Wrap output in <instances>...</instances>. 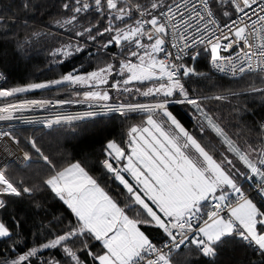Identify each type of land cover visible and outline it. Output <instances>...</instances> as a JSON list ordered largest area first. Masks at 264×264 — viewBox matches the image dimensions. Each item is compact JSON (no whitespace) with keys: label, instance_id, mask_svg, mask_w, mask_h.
Here are the masks:
<instances>
[{"label":"snow or ice","instance_id":"1","mask_svg":"<svg viewBox=\"0 0 264 264\" xmlns=\"http://www.w3.org/2000/svg\"><path fill=\"white\" fill-rule=\"evenodd\" d=\"M217 3L227 5L222 12L227 18L223 23L213 11ZM63 8L72 15L63 23L57 22L61 27L79 23L83 14L90 11L106 21L103 27L99 22L90 23L75 35L96 41L106 33L111 34L103 48L119 46L126 54V58L119 61L118 71L115 64L109 63L85 75L70 72L47 83L0 89V97L69 84L90 89L108 85L117 92H135L160 99L149 104L100 105L102 112H118L122 116L130 112L147 114L143 126L129 129L126 147L110 140L104 150L102 167L126 190L129 203L123 206L106 190L107 185L102 186L80 162L57 167L43 154L35 139L29 140L51 169L43 184L67 205L76 223L19 255L10 264H32L31 258L39 260L38 253L45 249H62L71 264H89L80 253L90 257L91 264H173V248L180 249L187 243L201 256L214 258L221 247L236 238L254 244L264 257V205L258 206L254 200L256 196L264 200V138L259 146L247 142L241 145L233 139L226 126L205 108L202 99L186 87L188 78L211 77L185 60L187 56L195 62L202 52H207L213 69L234 77L254 78L249 90L264 95V87L255 86L254 82L264 84V0H146L145 3L71 0V4L64 3ZM73 48L77 53L84 51L82 46L68 44L55 54L71 55ZM147 81L154 86L146 90L128 87L133 82L142 85ZM82 95L84 101L112 99L108 90H89ZM210 99L221 101L227 97L215 95ZM69 102L8 103L0 107V121L11 120L13 112L31 106ZM173 102L193 106L198 120L203 121L198 128L199 136L169 110ZM97 115L95 111L56 114L45 125L51 128L72 124ZM261 128L264 129V125ZM87 131L85 128L81 134ZM209 131L219 138L224 151L202 144L203 135ZM0 138H7L15 145L20 143L9 131H0ZM23 158L31 157L24 152ZM241 179L256 181L251 191L245 190ZM22 183L9 179L6 172L0 170V197H21L34 191ZM6 207V200L0 198V209ZM153 226L166 234L167 242L162 246H157L143 230ZM11 235V226L0 222V237ZM77 240L81 245L79 249L73 247ZM91 241L100 243L99 251L93 250ZM41 264H61V261L53 257Z\"/></svg>","mask_w":264,"mask_h":264},{"label":"trees","instance_id":"2","mask_svg":"<svg viewBox=\"0 0 264 264\" xmlns=\"http://www.w3.org/2000/svg\"><path fill=\"white\" fill-rule=\"evenodd\" d=\"M145 3L146 0H132V3ZM64 3L71 4V0H0V68L7 75L3 84L5 87H27L33 83H47L51 80L60 79L62 76L75 72L85 75L106 67L112 63L117 66L121 59L126 58L119 46L103 48V44L111 34H105L96 41L88 40L87 37H77L76 31L90 23L99 22L103 27L106 21H102L98 14L90 11L83 14L79 23L75 25L60 26L66 18L72 15L71 11L63 8ZM27 4V7L25 5ZM226 7V6H225ZM219 3L213 11L221 20H226L222 12L225 8ZM119 23V22H117ZM122 26V25H121ZM79 45L84 48L83 52L77 53L74 48L71 55L55 54L57 49L66 48V45ZM209 56L201 53L200 57L192 62L198 71L206 72L211 77H191L186 80V87L194 92L197 98H201L210 114L226 126L230 135L239 144L254 143L260 145L263 136L261 121L264 118V95L249 90V84L253 79L247 77L229 78L217 75L210 70ZM115 75V72L113 73ZM117 80L120 76H115ZM255 86L264 87L260 81L255 80ZM112 78H109V84ZM153 82L144 84L133 82L128 87H140L146 90L153 87ZM101 88V86H100ZM106 90L112 96L111 100L125 101H151L159 100L160 97H144L138 93L117 92L106 85ZM90 89L88 86L61 84L44 89H33L17 93L12 97H2L0 101L19 98L22 96H48V97H83V92ZM238 93L232 96L231 93ZM80 93V95H77ZM215 95L226 96L227 99L217 101L210 99ZM208 97L209 99H204ZM169 110L189 130L200 135L198 128L203 122L198 120V113L193 106L174 103ZM147 114L127 113L126 115L98 116L72 124H60L46 128L38 141V147L44 155L57 165L64 167L73 162H80L96 177L101 185H107L106 190L121 206L129 203L126 190L123 186L111 178V174L102 167L105 159V147L108 141L115 140L121 146L126 147L128 131L132 126H143ZM88 131L84 134L83 129ZM210 131L203 135L202 144L210 145L218 151H224V146L218 142ZM23 165L10 162L4 171L9 179L15 182H23L22 186L33 188L30 194L21 197H6L7 207L0 209V220L11 226L10 237H0V264L8 262L24 254L32 247H38L43 243L61 234L68 227L76 223V218L67 205L60 201L43 184V180L49 175L51 169L48 164L37 154ZM248 181L241 179L244 186ZM255 200L260 206L264 201L256 196ZM19 221V223H17ZM149 230L152 227H146ZM159 231L153 240L161 242L165 234ZM82 239V238H81ZM94 251L100 250V243L91 241ZM73 247H81L79 240ZM31 258L32 264H41L44 260L53 257L61 261V264H71L62 249H45ZM83 259L91 264V258L80 253ZM173 264H264L257 247L234 239L231 243L221 247L214 258L201 256L188 244L177 250L172 256Z\"/></svg>","mask_w":264,"mask_h":264},{"label":"built area","instance_id":"3","mask_svg":"<svg viewBox=\"0 0 264 264\" xmlns=\"http://www.w3.org/2000/svg\"><path fill=\"white\" fill-rule=\"evenodd\" d=\"M224 7L227 6L226 4L223 5ZM217 19L223 23L225 20H221L218 16ZM173 52H175V50H172ZM206 55L209 56V54L207 52H202ZM235 55V54H233ZM186 61H190L189 57H185ZM208 62H209V67L210 70L217 74V75H221V76H225V77H229V78H238L240 76H232L230 73L229 74H225V73H220L218 71H216L215 69L212 68L211 63H210V59L208 58ZM0 88L1 86L5 83L7 75L5 74V72L0 68ZM2 98V97H0ZM27 100H52L53 102H55L56 100H65V101H70L69 103H65L63 105H48L45 107H36V106H31L25 109H22L20 111H15L12 113L13 115V119L11 120H6V121H0V131H9L11 132V130L14 129H19V128H25V127H46L49 128L45 125V122L47 120L50 119H54L56 114H65V115H79V114H83L85 112H89V111H95L98 113L97 116L94 117H98V116H111V115H116L119 114L118 112H107L101 111V104H112L113 106L120 104V103H145V104H149V103H154L156 102V100H151V101H125V100H110L107 102H103V101H84L83 97H48V96H24V97H19V98H13V99H7L5 101H0V107H3L5 104L8 103H23L24 101ZM174 104L170 103V105ZM130 113H140V114H146L143 112H130ZM94 117H88L85 118L84 120H89L92 119ZM84 120H80V121H84ZM80 121H73L72 123H76V122H80ZM261 125H264V118L261 121ZM55 126V125H53ZM52 126V127H53ZM262 129V128H261ZM263 132V136H264V129H262ZM1 141H5L7 142L10 147L12 148V152L9 153V155L7 156L6 160H4V162H0V170H3L6 168V166L10 163V162H15L18 165H23L25 164L28 160H25L23 158V153L25 152L20 145H15L12 144L7 138H0V142ZM248 182H250V186L248 188H246L245 186H243L245 188V190L251 191V187L252 185L256 182L254 180H249ZM6 200V197H0ZM153 240V239H151ZM154 243L157 244V246H162L165 242H167V237L165 234L164 239L161 242H157L155 240H153ZM188 244L186 243L184 246H187ZM181 247V248H182ZM180 248V249H181ZM179 249H175L173 248L172 252H171V257L173 256V254Z\"/></svg>","mask_w":264,"mask_h":264},{"label":"rangeland","instance_id":"4","mask_svg":"<svg viewBox=\"0 0 264 264\" xmlns=\"http://www.w3.org/2000/svg\"><path fill=\"white\" fill-rule=\"evenodd\" d=\"M105 87H106V85H102L99 90H106ZM0 89H11V88L5 87L2 85ZM22 97H24V96H22ZM44 129H45V127H25V128H19V129L11 130V133L13 135H15L20 140L19 145L25 152H28L29 154H31L32 157H36L37 153L31 147L29 140L35 139L37 141V145H38V141H39L40 137L43 135ZM238 166H240L243 170L242 165L238 164ZM244 186L246 188H248L250 186V182H246V184H244ZM254 200H255V198H254ZM255 202H257L258 206H260L258 201L255 200ZM0 222H1V220H0Z\"/></svg>","mask_w":264,"mask_h":264},{"label":"bare ground","instance_id":"5","mask_svg":"<svg viewBox=\"0 0 264 264\" xmlns=\"http://www.w3.org/2000/svg\"><path fill=\"white\" fill-rule=\"evenodd\" d=\"M11 152H12V148L10 147V145L5 141H1L0 142V162H4V160H6L7 156Z\"/></svg>","mask_w":264,"mask_h":264},{"label":"crops","instance_id":"6","mask_svg":"<svg viewBox=\"0 0 264 264\" xmlns=\"http://www.w3.org/2000/svg\"><path fill=\"white\" fill-rule=\"evenodd\" d=\"M174 115V114H173ZM74 163V162H73ZM129 179H130V177H128ZM143 230H145L146 231V234L147 235H149V237H150V239H153V237L154 236H156V234L159 232V231H162L161 229H158V228H156V227H152V229H149V230H147V229H143ZM163 232V231H162ZM161 232V233H162Z\"/></svg>","mask_w":264,"mask_h":264}]
</instances>
